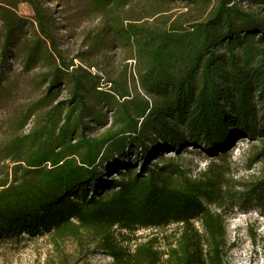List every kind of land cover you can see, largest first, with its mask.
<instances>
[{"label": "trees", "instance_id": "1", "mask_svg": "<svg viewBox=\"0 0 264 264\" xmlns=\"http://www.w3.org/2000/svg\"><path fill=\"white\" fill-rule=\"evenodd\" d=\"M45 1L0 0V107L36 94L2 126L0 240L46 236L57 264H230L226 218L264 217V0H83L97 24L71 55Z\"/></svg>", "mask_w": 264, "mask_h": 264}, {"label": "rangeland", "instance_id": "2", "mask_svg": "<svg viewBox=\"0 0 264 264\" xmlns=\"http://www.w3.org/2000/svg\"><path fill=\"white\" fill-rule=\"evenodd\" d=\"M45 4L53 9L56 16L62 48L68 55L73 54L82 44L83 32L96 26L97 18L86 14L83 0H46ZM18 11L26 17L31 16L30 8L24 3L18 6ZM111 53L116 61L121 56L117 49H113ZM18 68L16 62L11 63V71H16ZM34 95H36L35 92L22 87L10 102L0 107V136L3 133L2 126L12 109L24 104ZM63 95L61 91L59 96L63 97ZM245 142L244 138L232 141L224 152L225 161L230 165L233 173L240 176L255 172L258 167L257 164L252 169H246L244 164ZM211 157L204 150L187 155L195 170L203 168ZM137 167L138 165H135V168ZM109 176L114 178L115 174L110 173ZM173 226L169 225L165 230H170ZM149 232L148 229L139 230L136 234ZM226 232L229 240L234 242V246L229 251L230 264H264V217H260L254 210L244 213L235 212L226 218ZM67 250H71L69 243H66ZM87 260L89 264H111V259L100 252L90 255ZM0 264H57V259L49 239L46 236H38L18 242L0 240ZM75 264L84 263L79 259Z\"/></svg>", "mask_w": 264, "mask_h": 264}, {"label": "bare ground", "instance_id": "3", "mask_svg": "<svg viewBox=\"0 0 264 264\" xmlns=\"http://www.w3.org/2000/svg\"><path fill=\"white\" fill-rule=\"evenodd\" d=\"M168 151H164V153H167Z\"/></svg>", "mask_w": 264, "mask_h": 264}]
</instances>
